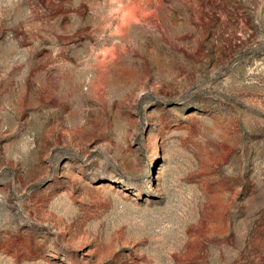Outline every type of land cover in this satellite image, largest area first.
<instances>
[{
  "label": "rangeland",
  "instance_id": "obj_1",
  "mask_svg": "<svg viewBox=\"0 0 264 264\" xmlns=\"http://www.w3.org/2000/svg\"><path fill=\"white\" fill-rule=\"evenodd\" d=\"M0 264H264V0H0Z\"/></svg>",
  "mask_w": 264,
  "mask_h": 264
}]
</instances>
